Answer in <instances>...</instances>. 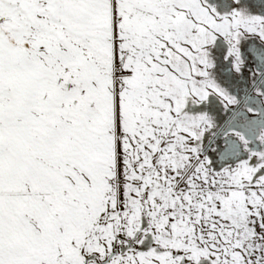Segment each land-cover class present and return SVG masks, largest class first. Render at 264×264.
Returning <instances> with one entry per match:
<instances>
[{"label":"snow or ice","instance_id":"6c2138e0","mask_svg":"<svg viewBox=\"0 0 264 264\" xmlns=\"http://www.w3.org/2000/svg\"><path fill=\"white\" fill-rule=\"evenodd\" d=\"M0 264H264V0H0Z\"/></svg>","mask_w":264,"mask_h":264}]
</instances>
